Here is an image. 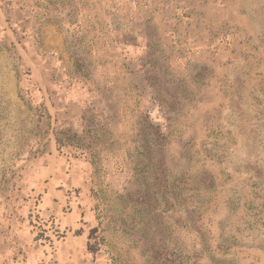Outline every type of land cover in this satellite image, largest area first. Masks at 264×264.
I'll return each mask as SVG.
<instances>
[{
  "label": "rangeland",
  "instance_id": "1",
  "mask_svg": "<svg viewBox=\"0 0 264 264\" xmlns=\"http://www.w3.org/2000/svg\"><path fill=\"white\" fill-rule=\"evenodd\" d=\"M162 248L264 264V0H0V264Z\"/></svg>",
  "mask_w": 264,
  "mask_h": 264
},
{
  "label": "trees",
  "instance_id": "2",
  "mask_svg": "<svg viewBox=\"0 0 264 264\" xmlns=\"http://www.w3.org/2000/svg\"><path fill=\"white\" fill-rule=\"evenodd\" d=\"M97 113H92L88 115H83V135L77 136L75 133L71 134V130L69 128L63 129L59 131L60 135L56 136V142H57V150L61 152L62 148L70 147L73 148L74 150L78 151L80 154H87V148L89 146V141L86 139L90 137L91 132L94 131L92 128V125L90 123H93L95 126L100 124V121L96 119ZM207 181L205 182L204 185L206 189H211L214 186V181L212 178H206ZM38 237H35V239ZM42 238V237H41ZM44 238V237H43ZM48 238V236H47ZM166 251L165 248H162V255ZM163 259H157V262L155 264H183L184 259L182 257V254L176 255L175 258H170L167 255L162 256Z\"/></svg>",
  "mask_w": 264,
  "mask_h": 264
}]
</instances>
